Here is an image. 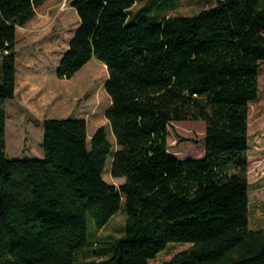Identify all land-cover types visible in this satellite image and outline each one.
Returning <instances> with one entry per match:
<instances>
[{
	"label": "trees",
	"instance_id": "1",
	"mask_svg": "<svg viewBox=\"0 0 264 264\" xmlns=\"http://www.w3.org/2000/svg\"><path fill=\"white\" fill-rule=\"evenodd\" d=\"M71 1L80 22L57 76L106 64L115 143L106 125L90 138L85 118H46L44 157H9L17 31L45 0H0V264H264L248 179L264 0L163 17L173 1L137 12L136 0ZM182 120L206 123L204 157L170 155L169 126ZM110 156L121 185L104 177ZM121 210L123 237L90 234V218L102 230ZM173 243L184 245L162 255Z\"/></svg>",
	"mask_w": 264,
	"mask_h": 264
},
{
	"label": "rangeland",
	"instance_id": "2",
	"mask_svg": "<svg viewBox=\"0 0 264 264\" xmlns=\"http://www.w3.org/2000/svg\"><path fill=\"white\" fill-rule=\"evenodd\" d=\"M152 0H136L132 11L137 12ZM161 1V0H160ZM174 4L165 10H156L160 17L191 15L217 3V0H168ZM71 0H45L37 8L36 16L17 31V89L16 97L7 100V152L11 159L44 157L43 121L46 118H85L88 136L101 125L111 133L106 110L111 97L106 90L109 71L104 62L92 58L72 78H59L57 69L69 47L77 28L79 16ZM260 93L250 103L248 179L250 181L251 225L264 226V62L259 70ZM206 123L203 120L174 121L169 126V153L176 158H202L205 156ZM193 139L197 142H193ZM30 155V156H28ZM110 156L104 170L107 181L121 185L122 177L111 174ZM126 215L121 210L98 230L89 219V232L98 237H123L121 228ZM162 255L184 243H173ZM180 247L178 249H181ZM175 249V250H178ZM173 250V252L175 251ZM170 255H167L168 257ZM159 258V256H158ZM159 261L153 260L151 264Z\"/></svg>",
	"mask_w": 264,
	"mask_h": 264
},
{
	"label": "crops",
	"instance_id": "3",
	"mask_svg": "<svg viewBox=\"0 0 264 264\" xmlns=\"http://www.w3.org/2000/svg\"><path fill=\"white\" fill-rule=\"evenodd\" d=\"M73 7V6H72ZM72 40V39H71ZM18 71V70H17ZM17 80H18V75H17ZM6 103H7V101H6ZM5 106H6V104H5ZM28 156H30V155H28ZM41 156L42 155H40V157H37V158H41ZM32 158V157H31Z\"/></svg>",
	"mask_w": 264,
	"mask_h": 264
}]
</instances>
